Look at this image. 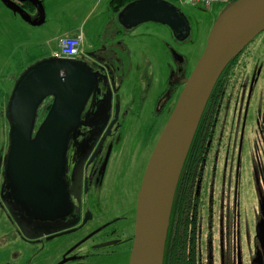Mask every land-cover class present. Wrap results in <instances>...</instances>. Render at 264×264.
Here are the masks:
<instances>
[{"label":"rangeland","instance_id":"rangeland-1","mask_svg":"<svg viewBox=\"0 0 264 264\" xmlns=\"http://www.w3.org/2000/svg\"><path fill=\"white\" fill-rule=\"evenodd\" d=\"M36 1V0H35ZM95 0H47L44 7L34 12L24 9L13 0H0V190L3 184V159L9 147V123L5 117L7 103L22 74L33 65L53 58L59 52V38L67 32L82 28L85 34L82 50L86 53L102 45V28H110L113 37L107 42L126 46L130 55L119 53L123 60V71L117 72L123 80L122 103L129 104L128 119H120V131L111 142L112 157L104 181V187H94L88 202L92 205L95 220L77 232L40 239L26 240L19 228L13 224L5 210L0 208V264H129L131 244L124 243L112 254L82 261L85 254L93 251L98 242L107 239L116 231V237L124 240L132 235L135 228L136 210L143 179L154 149L168 121V113L152 121L153 106L161 97L172 76L175 75L174 54L183 55L187 60L184 77L191 76L198 61L204 54L210 33L222 14L229 8L215 4L212 8L191 6L181 0H165L178 6L189 17L191 34L183 43H178L166 26L147 23L131 31L116 27L109 11V1L102 0L97 11L92 12ZM72 29V30H71ZM264 40V35L249 45ZM100 40V41H99ZM255 43V44H254ZM152 64L155 74L148 76L145 70ZM262 84L256 92L254 104L261 98ZM168 95V94H166ZM253 104V105H254ZM142 106L139 111L138 106ZM255 108V107H254ZM255 124L248 127L251 160L256 163L255 174L247 173L238 202L241 217L246 222L237 225L242 239L256 237L254 252L245 253L249 263L264 264V137L256 132ZM264 131V126L262 128ZM109 143V142H108ZM107 143V145H108ZM252 177V178H250ZM252 183V185L250 184ZM246 185V186H245ZM251 185V186H250ZM0 199V203H1ZM111 227L84 241L91 233L104 224ZM115 237V238H116Z\"/></svg>","mask_w":264,"mask_h":264},{"label":"water","instance_id":"water-1","mask_svg":"<svg viewBox=\"0 0 264 264\" xmlns=\"http://www.w3.org/2000/svg\"><path fill=\"white\" fill-rule=\"evenodd\" d=\"M227 7L152 154L138 197L129 264H163L174 196L208 101L227 66L264 32V0H235ZM118 22L127 31L154 23L173 33L188 23L180 10L163 0L129 3ZM94 85L91 73L75 60L53 57L26 70L12 91L5 111L9 147L1 161V199L8 218L28 240L80 222L62 224L75 216L66 181L68 150Z\"/></svg>","mask_w":264,"mask_h":264},{"label":"flooded vegetation","instance_id":"flooded-vegetation-1","mask_svg":"<svg viewBox=\"0 0 264 264\" xmlns=\"http://www.w3.org/2000/svg\"><path fill=\"white\" fill-rule=\"evenodd\" d=\"M41 1L44 3L45 0ZM168 3L180 10L188 22L177 33L169 29L174 40L183 43L191 34L189 17L178 6ZM123 9L113 15L111 20L119 28H123L118 22V15ZM263 35L264 32L257 38ZM101 44L75 59L91 73L95 83L80 126L70 137L68 150L66 181L75 206V216L67 218L62 224L67 225L74 219L80 222L41 239H53L77 232L95 220L89 206L92 205L88 202L89 196L94 192V187L99 192L104 187L114 147L111 142L120 131V119L126 121L127 113L131 110L130 103H122L120 93L123 80L117 76V72L123 71V59L119 53L126 57L130 52L126 46L113 45L107 39ZM173 56L175 75L153 106L154 125L158 122L160 112L161 115L168 113L170 119L189 79L184 77L186 58L174 53ZM222 79V86L218 85L208 101L198 126L200 132L198 136L195 134V143L191 144L179 178L163 264H255L248 262L245 253L254 252L252 257L256 258V250L251 245V242H256V237L254 241L250 237L247 244L237 225L246 222V218L243 219L241 212H238L246 166L249 165L251 176L256 169V163L254 159L251 160V152L247 149L250 144L248 127L255 124L256 132H261L264 137V92H261V98L254 104L261 84V91H264V40L248 45L234 59ZM142 108L143 105L138 106L139 111ZM112 223L99 227L84 241L93 240L108 230ZM116 234V231L111 232L107 239L95 244L93 251L86 253L82 261L89 262L94 256L112 254L116 252L113 248L124 243L131 244L133 249L135 228L132 235L124 240L116 237ZM110 243L112 245L108 247H100Z\"/></svg>","mask_w":264,"mask_h":264},{"label":"built area","instance_id":"built-area-1","mask_svg":"<svg viewBox=\"0 0 264 264\" xmlns=\"http://www.w3.org/2000/svg\"><path fill=\"white\" fill-rule=\"evenodd\" d=\"M189 3L191 6H202L204 8H212L215 4H229L234 0H181ZM84 36L82 33L76 36H63L59 38V52L56 56L60 59L75 60L82 53V45Z\"/></svg>","mask_w":264,"mask_h":264},{"label":"trees","instance_id":"trees-1","mask_svg":"<svg viewBox=\"0 0 264 264\" xmlns=\"http://www.w3.org/2000/svg\"><path fill=\"white\" fill-rule=\"evenodd\" d=\"M134 1H137V0H111V2H110V6H109L110 11H111V13H112L113 15H116V14H117V13L123 8V7H125L126 5H128L129 3H132V2H134ZM40 3L43 5V1H41V0H37V4H40ZM21 6L24 7V8H26V9H28V10L31 11V12H34V11L36 10V8L38 7V6L36 5V2H34V0H25V1H22V2H21ZM233 62H234V60H233L228 66H227V68H226L225 71L223 72L222 76L220 77L219 81L217 82V84H216V86H215V88H214V91H213L212 95L214 94V92H215L216 88L218 87V85H221V84H222V83H221L222 80H223L222 78L224 77V74L228 71V69H230V67L232 66ZM221 86H222V85H221ZM9 99H10V98H9ZM7 104H8V103H7ZM48 109H49V108H48ZM46 113H47V112H46ZM46 113H44V116L40 119L38 125L41 124V122L43 121V119H44ZM199 132H200V129L197 130L196 136H198ZM194 143H195V140L193 141L192 144H194ZM0 199H1V190H0ZM1 201H2V199H1ZM0 205H1L0 208H2V210H5L6 213H7V216L9 217L10 214H9L8 210L2 206V202L0 203ZM16 213H18V212H16ZM9 220H10L12 223H14L15 225H17V224H16L13 220H11L10 218H9ZM169 223H170V220H169ZM17 227H18V226H17ZM168 231H169V225H168V230H167V236H166L165 248L168 247V244H167Z\"/></svg>","mask_w":264,"mask_h":264},{"label":"crops","instance_id":"crops-1","mask_svg":"<svg viewBox=\"0 0 264 264\" xmlns=\"http://www.w3.org/2000/svg\"><path fill=\"white\" fill-rule=\"evenodd\" d=\"M14 1V3L16 4V5H18V6H20V7H22L21 6V3H20V1L19 0H13ZM87 1H90V0H87ZM93 2V4H92V12H95V11H97V9H98V7L100 6V4H101V2H102V0H95V1H92ZM110 2H111V0L109 1V6H110ZM47 3V0H45L44 1V3H43V7H44V5ZM44 11H45V16H46V9H45V7H44ZM109 11H110V8H109ZM110 13H111V11H110ZM111 17H112V19H113V14L111 13ZM107 25V24H106ZM106 25H104L103 26V28H102V31H105L104 32V36H103V38H101L100 40L102 41V40H105V39H108V38H110V37H113V34H112V31L110 32V28H106ZM117 27V26H116ZM72 30V29H71ZM80 33H82L83 35H84V37H85V34L83 33V29L80 27V28H77L76 30H74V31H71V32H67L64 36H76V35H78V34H80ZM99 40V41H100ZM121 44V43H120ZM121 46V45H120ZM123 46V45H122ZM84 51L82 50V53H83ZM149 63V62H148ZM145 74L146 75H148V76H150V75H154L155 74V72H154V69H153V67H152V64H150L149 63V65H148V68L145 70Z\"/></svg>","mask_w":264,"mask_h":264}]
</instances>
